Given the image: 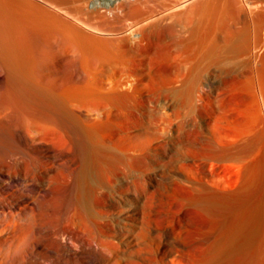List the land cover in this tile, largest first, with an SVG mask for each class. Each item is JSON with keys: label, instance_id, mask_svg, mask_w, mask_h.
<instances>
[{"label": "bare ground", "instance_id": "bare-ground-1", "mask_svg": "<svg viewBox=\"0 0 264 264\" xmlns=\"http://www.w3.org/2000/svg\"><path fill=\"white\" fill-rule=\"evenodd\" d=\"M103 1L0 5V264H209L174 205L225 207L197 168L253 157L264 90L232 140L198 115L234 60L258 67L264 1ZM214 107L207 126L230 127ZM159 155L183 175L164 188Z\"/></svg>", "mask_w": 264, "mask_h": 264}, {"label": "rangeland", "instance_id": "rangeland-1", "mask_svg": "<svg viewBox=\"0 0 264 264\" xmlns=\"http://www.w3.org/2000/svg\"><path fill=\"white\" fill-rule=\"evenodd\" d=\"M21 1L23 0H0V5H7L5 8L14 9V6L17 8L23 3ZM104 1L109 3L111 0ZM259 1L255 0V2ZM14 2L19 4L16 3V5ZM92 3L91 7L95 4ZM2 8L4 7L0 8V12L3 13ZM257 53L261 57L258 67H248L243 62L246 57L234 60L229 72L219 77L215 85L210 87L212 90L207 87L205 93L211 92L207 94L210 96L208 98L211 104L207 111L216 105V107L220 106L221 111L218 108L215 109L219 111L216 112L218 117L226 115L232 120L230 127H221L219 124V126L216 125L217 128H213L214 124L219 123L214 121L212 126H207L213 111L199 114L198 119L204 125L209 137L213 138L211 131L217 129L220 133L222 131L224 135L227 134L232 140L246 123L247 116L250 117L252 113L257 114V93L264 90V68L263 64L261 65L264 62V51ZM252 137L255 140V150L253 157L248 156L249 160L232 159L221 163L211 160L197 168L200 176L209 184L211 190H208L212 192L216 190L218 194L227 195L228 205L220 210L200 205L190 196L191 193L186 191L182 192V196L175 202L176 232L188 245L186 255L192 261L207 259L209 252L212 255L217 250L218 259L215 258L217 262L214 259L215 261L211 260L209 264L213 262L214 264H264V124H261L259 120ZM230 140L229 142H232ZM224 141L225 144L229 143L227 140ZM236 141L239 140L236 139ZM150 161L149 170L154 175L155 183L161 188L183 177L178 165L169 163L165 155H159L158 158H152ZM218 253H221V258Z\"/></svg>", "mask_w": 264, "mask_h": 264}]
</instances>
